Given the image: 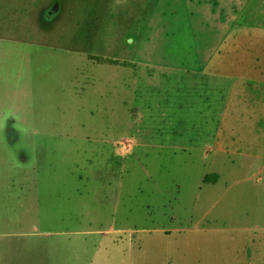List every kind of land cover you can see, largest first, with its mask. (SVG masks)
Here are the masks:
<instances>
[{
	"label": "rangeland",
	"instance_id": "374dc122",
	"mask_svg": "<svg viewBox=\"0 0 264 264\" xmlns=\"http://www.w3.org/2000/svg\"><path fill=\"white\" fill-rule=\"evenodd\" d=\"M213 6L0 0V264H127L264 210V84L217 54Z\"/></svg>",
	"mask_w": 264,
	"mask_h": 264
},
{
	"label": "crops",
	"instance_id": "0c3cea01",
	"mask_svg": "<svg viewBox=\"0 0 264 264\" xmlns=\"http://www.w3.org/2000/svg\"><path fill=\"white\" fill-rule=\"evenodd\" d=\"M213 1L216 6L211 16L221 30L229 27L231 36L230 43H224L223 52L217 54L230 52L233 59L240 60L235 67L237 75H247L264 84V0ZM200 3L201 0H166L171 15L181 7L188 12L189 20L195 10L201 9ZM256 202L260 205L262 201L253 198L251 205L248 200L253 215L247 213L229 225L209 219L194 221L182 231L175 229L172 235L168 232L161 236L164 246L154 244L130 250L125 260L127 264H264V210ZM205 203L215 204L216 200ZM217 223L220 226H215ZM258 230L263 234L260 242L254 244L247 236ZM77 256L80 258L71 259L70 264L84 260V256Z\"/></svg>",
	"mask_w": 264,
	"mask_h": 264
},
{
	"label": "trees",
	"instance_id": "16d2710c",
	"mask_svg": "<svg viewBox=\"0 0 264 264\" xmlns=\"http://www.w3.org/2000/svg\"><path fill=\"white\" fill-rule=\"evenodd\" d=\"M89 59L94 60L98 64H108V65H119L124 67H134L135 62L128 61V60H120L111 56H104L98 54H89Z\"/></svg>",
	"mask_w": 264,
	"mask_h": 264
}]
</instances>
